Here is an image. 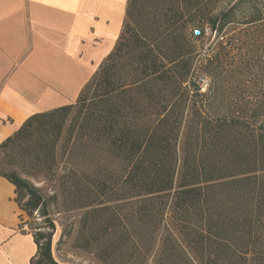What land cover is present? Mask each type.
<instances>
[{
  "label": "trees",
  "instance_id": "trees-1",
  "mask_svg": "<svg viewBox=\"0 0 264 264\" xmlns=\"http://www.w3.org/2000/svg\"><path fill=\"white\" fill-rule=\"evenodd\" d=\"M247 1L251 11L242 17L241 30L251 42L263 34L264 0H238L219 15H197L200 1L189 7L179 0L148 17L149 30L137 0H128L112 51L76 101L32 115L0 144L3 163L12 166L37 132L53 133L39 143L41 169L34 176L51 184L65 179L67 190L84 187L77 190L87 196L80 208L96 216L99 241H109L101 253L106 257L99 258L115 264H264V96L245 112L230 90L209 79L201 92L195 81L207 76L195 64L193 42L206 29L219 34ZM133 14L142 19L131 24ZM192 17L198 26L181 34V24ZM75 164L79 173L57 175L60 165ZM0 177L14 186L18 208L28 218L38 215L51 230L29 228L37 248L30 263L57 264L48 213L57 194L46 199L11 168L0 166Z\"/></svg>",
  "mask_w": 264,
  "mask_h": 264
},
{
  "label": "crops",
  "instance_id": "crops-1",
  "mask_svg": "<svg viewBox=\"0 0 264 264\" xmlns=\"http://www.w3.org/2000/svg\"><path fill=\"white\" fill-rule=\"evenodd\" d=\"M128 0H0V144L32 115L73 104L122 30ZM0 177V264L37 248Z\"/></svg>",
  "mask_w": 264,
  "mask_h": 264
},
{
  "label": "rangeland",
  "instance_id": "rangeland-1",
  "mask_svg": "<svg viewBox=\"0 0 264 264\" xmlns=\"http://www.w3.org/2000/svg\"><path fill=\"white\" fill-rule=\"evenodd\" d=\"M176 1L179 0H137V8L140 14L142 12L146 16L143 19L145 29L149 30L148 23L145 24L148 17L152 18L160 10L172 7ZM180 1L189 5V7L196 1H200L201 4L196 9V11L199 10L197 15L202 13L219 15L229 9L238 0ZM249 4L248 1L240 4L236 9V20L233 23L227 24L219 34L210 31L209 36L193 42L196 56L195 64L198 67V71L207 76V79L213 82L214 87L216 86L215 84H218L219 87L230 90L229 97L239 99L237 107L239 106L245 112L258 105V99L262 95L264 96V30L263 34L259 33L255 36L254 41L252 40L251 42L248 41L246 34L241 30L245 27L242 17L244 15L247 16L251 11ZM141 19V17L133 14L129 22L132 24V20L138 22ZM191 20L192 22L185 26L181 24L179 30L181 34L187 35L193 27L198 26L197 18L192 17ZM226 29L227 31H225ZM216 36H222L223 40H217ZM232 37H234L235 42H227ZM230 42H232L231 39ZM225 43L228 44L225 46ZM217 52H223L220 54V62L212 61L210 67L203 70L202 67L205 61L213 58ZM237 83L239 84L237 85ZM261 100H264V98H261ZM67 125L62 129L58 147L67 135ZM47 138L53 139V133L48 135L43 131L37 132L33 136L32 142L28 144L29 146L23 150H19L18 156L16 154L13 156V159L10 161L12 166H5L3 155L0 156V166L4 169L11 168L15 170L23 179L36 187L46 199L53 192L57 194V201L54 203L51 201L48 205L49 218L54 226L51 254L57 264H115L111 259L105 261L99 258L102 256L101 253L109 241L108 239L102 242L99 241L102 237V232H100L97 223H93L96 216L87 214L86 208H80L85 204L86 201L84 199L87 196H85V193L78 192L77 190L80 187L84 189V187L80 185L78 188L73 187L71 190H67L66 185H62L65 179L61 180L59 178L55 183L51 184V182L43 181L44 178L41 176H34L41 169L36 166L39 143L41 144V141ZM76 154L78 157L80 152L77 151ZM90 158H93V156ZM77 159L76 161H78ZM109 167L110 169L112 168V166ZM71 170H77V173H79V165L68 166L66 169L60 165L57 169V175L60 177L63 173L66 174L67 171ZM87 171L89 172L88 175H93L92 167L88 168ZM52 185L55 186V189H53ZM100 199L102 198H99V201ZM102 201L104 205L109 203L106 202L105 197ZM19 227L25 228L27 232L30 231V227H32L33 232H35L36 228H39L42 233H50L51 231L43 219L36 214L31 218L24 215ZM127 252V249L122 250L120 252L121 256L123 258L126 257ZM102 257L105 258L106 256ZM118 257H120V254H118ZM115 258V256L112 257L113 260Z\"/></svg>",
  "mask_w": 264,
  "mask_h": 264
},
{
  "label": "built area",
  "instance_id": "built-area-1",
  "mask_svg": "<svg viewBox=\"0 0 264 264\" xmlns=\"http://www.w3.org/2000/svg\"><path fill=\"white\" fill-rule=\"evenodd\" d=\"M209 34H210V30L206 29L204 31V37L209 36ZM193 35L197 36V35H199V32L197 30H195V31H193ZM195 81H196V84L199 87L201 92H205L207 90V88L209 86V80L206 77L199 76V77L195 78Z\"/></svg>",
  "mask_w": 264,
  "mask_h": 264
}]
</instances>
